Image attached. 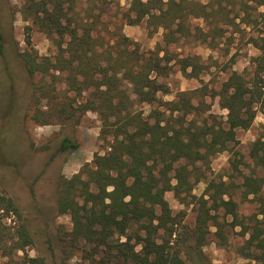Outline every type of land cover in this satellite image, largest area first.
<instances>
[{
    "label": "trees",
    "instance_id": "obj_1",
    "mask_svg": "<svg viewBox=\"0 0 264 264\" xmlns=\"http://www.w3.org/2000/svg\"><path fill=\"white\" fill-rule=\"evenodd\" d=\"M79 1L21 0L20 7L23 18L48 34L58 48L53 58L22 51L28 73L47 76L52 69L63 74L69 91L91 92L87 101L76 107L72 103L68 106L64 98L54 93L59 83L44 80L35 87L30 117L39 124H51L72 119L78 112L94 110L103 120L102 132L116 137L111 152L97 154L94 167L85 165L87 179L80 173L62 182L57 208L61 214H72L71 242L78 246L83 240L97 250L106 247L99 264H184L182 255L190 264H212L204 252L211 228H216L215 235L221 244H226V228L241 226V233L249 234L243 254L264 264V197L261 195L264 177L256 176L255 167L244 158L233 162V169L244 177L242 185L226 180L207 183L205 192L196 200L194 227L184 223V212L174 213L166 198V193L173 191L186 202L194 185L201 180L198 163H206L212 155L228 149L237 140V130L250 128L258 111L264 113V36L253 39L261 53L252 58V67L243 72L233 71L218 93L221 105L228 110L225 126L208 120L202 124L188 122L184 118L204 110L201 108L204 101L199 105L194 103L200 89L180 91L179 98L169 103L172 111L183 112L178 126L166 121L160 113L151 122L131 110L127 85H131L140 101L154 103L159 91L169 92V87L156 75L167 72L168 65H163L159 56L141 59L127 50L116 56L99 51L93 35L95 24L83 22L76 10ZM250 1L255 4L251 5ZM186 4L192 5L194 15H201L195 13L201 9L193 0H132L128 20L136 23L147 18L157 27L167 29L165 39L171 42L175 38L173 24L181 26L191 12H187ZM241 5L251 18L249 8L264 6V0H242ZM259 14L264 17V12ZM193 64L188 58L184 67ZM79 147L77 141L63 138L47 165L58 152ZM249 156L255 165L264 166V133L254 142ZM110 186H114L112 191ZM239 186L243 187L246 200H251V195L259 197L263 206L248 222L240 217L239 204L233 198ZM12 211L21 216L16 200L0 193V248L12 241L16 249H24L33 242L32 235L22 224L18 230L20 239L15 238L4 221V215ZM229 215L231 220L227 218ZM124 237L126 240L122 241ZM30 261L36 264L38 260L30 258Z\"/></svg>",
    "mask_w": 264,
    "mask_h": 264
},
{
    "label": "rangeland",
    "instance_id": "obj_2",
    "mask_svg": "<svg viewBox=\"0 0 264 264\" xmlns=\"http://www.w3.org/2000/svg\"><path fill=\"white\" fill-rule=\"evenodd\" d=\"M193 1L201 9L195 13L201 15H194L192 5L186 4L187 12H191L181 26L173 24L175 38L171 42L165 39L167 29L157 27L147 18L136 23L128 20L132 0H80L76 10L84 23L95 24L93 35L99 51L116 56L127 50L141 59L159 56L162 64L168 65L167 72L156 75L169 87V92L159 91L154 103L140 101L131 85H127L133 112L151 122L157 120L160 113L166 121L178 126V118L183 112L172 111L169 103L179 98L180 91L200 89L194 103L199 105L204 101L201 105L204 110L184 115V118L188 122L194 120L202 124L208 120L225 126L228 110L221 105L218 93L233 71L251 68L252 58L261 53L253 39L264 36V17L259 14L264 12V6L249 8L252 13L249 18L241 5L242 0ZM250 4L255 3L250 1ZM20 7L21 0H0V193L13 197L22 212L21 216L13 211L4 215L12 234L20 239L18 230L25 224L33 242L24 249H16L15 243L8 241L6 247L0 248V264H32L30 258H36V264H99L106 247L97 250L83 240L78 246L73 244L72 214L59 213L57 204L64 178L70 179L81 173L87 179L85 165L94 167L97 154L111 152L116 137L102 132L103 120L94 110L78 112L72 119H60L51 124H39L30 117L35 87L44 80L59 83L54 93L64 98L68 106L72 103L76 107L87 101L91 92L69 91L63 82V74L52 69L47 76L28 73L21 58L22 51L53 58L58 48L48 34L23 18ZM188 58L194 64L185 68ZM45 102L46 99L44 105ZM263 133L264 113L258 111L250 128L237 130V140L231 142L228 149L212 155L206 163H198L201 180L194 185L186 202L183 203L173 191L166 193L174 213H185L187 226H195L196 200L203 195L209 181H235L242 185L243 175L233 169L237 159L244 158L255 167L256 176L264 177V166L255 165L249 156L254 142ZM65 137L77 141L80 147L58 152L47 165ZM124 158L130 161V157ZM241 167L247 170L244 165ZM113 189L114 186L109 187V191ZM242 189L239 186L233 198L239 204L240 217L248 222L263 206L259 197L251 195V200H246ZM261 195L264 197V187ZM227 218L232 219L230 215ZM241 230V226L227 227L228 242L221 244L215 235L216 228H211L204 252L212 264H262L243 254L249 234L243 235ZM182 256L184 264H190L186 256Z\"/></svg>",
    "mask_w": 264,
    "mask_h": 264
}]
</instances>
